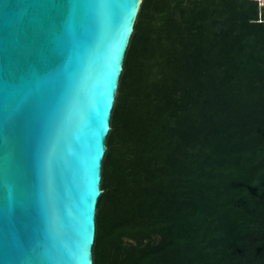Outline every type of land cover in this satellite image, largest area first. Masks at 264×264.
I'll return each instance as SVG.
<instances>
[{
	"label": "trees",
	"instance_id": "trees-1",
	"mask_svg": "<svg viewBox=\"0 0 264 264\" xmlns=\"http://www.w3.org/2000/svg\"><path fill=\"white\" fill-rule=\"evenodd\" d=\"M141 0L100 164L92 264H264V21Z\"/></svg>",
	"mask_w": 264,
	"mask_h": 264
},
{
	"label": "water",
	"instance_id": "water-1",
	"mask_svg": "<svg viewBox=\"0 0 264 264\" xmlns=\"http://www.w3.org/2000/svg\"><path fill=\"white\" fill-rule=\"evenodd\" d=\"M141 0H0V264H92L100 164Z\"/></svg>",
	"mask_w": 264,
	"mask_h": 264
},
{
	"label": "built area",
	"instance_id": "built-area-1",
	"mask_svg": "<svg viewBox=\"0 0 264 264\" xmlns=\"http://www.w3.org/2000/svg\"><path fill=\"white\" fill-rule=\"evenodd\" d=\"M257 6V21H264V0H254Z\"/></svg>",
	"mask_w": 264,
	"mask_h": 264
}]
</instances>
